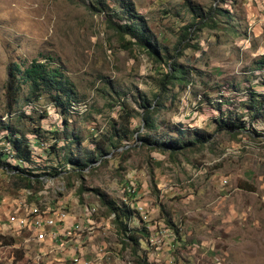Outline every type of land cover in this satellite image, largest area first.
I'll use <instances>...</instances> for the list:
<instances>
[{
  "label": "rangeland",
  "instance_id": "374dc122",
  "mask_svg": "<svg viewBox=\"0 0 264 264\" xmlns=\"http://www.w3.org/2000/svg\"><path fill=\"white\" fill-rule=\"evenodd\" d=\"M126 2L142 17L156 54L129 36L123 39L112 18L92 9V0H0V150L7 144L2 124L25 115L22 130L44 132V146H34L32 173L60 169L64 160L50 152V133L61 131L66 118L80 138L73 140V153L94 151L99 160L82 175L46 177L33 192L18 189L15 176L0 172V264H72L77 251L92 264L99 255H106L107 264H139L144 251L148 264H264V126L248 123L230 133L218 123L221 113L249 121L244 106L251 93L264 95V0ZM200 13L208 18H196ZM166 61L189 67L194 84L163 85ZM36 62L59 67L68 80V116L46 98L30 103V85L23 80L9 94L10 71ZM124 102L139 113L144 105L163 103L160 121L166 119L169 130L157 124L158 135L149 133L153 141L178 138L181 125L184 141L196 144L176 152L144 144L138 137L148 131L140 132L138 116L124 118ZM122 125L134 133L121 145L131 146L96 158V142L105 143ZM198 134L207 135L205 142H196ZM107 202L141 207L152 233L169 228L172 238L160 249L142 243L134 253ZM33 207L65 211L66 226L79 225L80 232L65 241V249L47 250L30 230L6 220ZM141 225L139 219L131 223Z\"/></svg>",
  "mask_w": 264,
  "mask_h": 264
},
{
  "label": "trees",
  "instance_id": "16d2710c",
  "mask_svg": "<svg viewBox=\"0 0 264 264\" xmlns=\"http://www.w3.org/2000/svg\"><path fill=\"white\" fill-rule=\"evenodd\" d=\"M127 0H92V9L99 14H105L107 17L112 18L111 24L116 32L125 39L129 36L136 40L137 45H139L144 51L148 52L150 55L152 53L156 54L158 47H154L152 38L147 35L142 17L136 15L133 6L130 5ZM197 15V16H196ZM211 16V15H209ZM195 17L201 20H206L208 14L203 13L195 14ZM116 18L118 23L114 22ZM127 24L124 25V21ZM122 21V22H121ZM130 44V42H127ZM167 69L163 74V85H174L179 84L183 88L194 84V79L192 77V70L189 67L181 65H173L166 61ZM12 69L9 73V83L8 91L11 94V90L19 87L20 80H23L25 84L30 85L29 90V102L36 103L42 98H46L54 106L56 112L61 116H68L70 114V107L73 103L72 99V89L68 80L64 77L59 67H53L46 63H33L30 67L22 71L18 66ZM264 69V64L261 66ZM21 74L20 78L18 74ZM14 81H13V80ZM252 97L250 102L245 104V109L249 116V121L244 120V116L241 117L224 116L225 113H221L219 120L220 130L229 131L230 133L242 132V129L246 128V124H262L264 126V95H258L251 93ZM14 95V94H13ZM124 118L128 121L135 116H138L141 122V130H147L148 134L138 137L146 145H160L161 147L178 151L188 145H195L196 143L190 141H184L187 132L183 130L181 125L173 126L176 127L178 133V138L171 137V140L166 143H159L158 141H153V137L149 134L150 132L158 135L159 125H166L169 130V123L166 119L160 121L162 113L163 103L157 102L155 107L152 109V105H144V112L139 113L135 110H131L130 107L124 102ZM25 115L19 116V122L14 124L7 122L2 124V129L6 132L3 135V142L7 144L0 150V172L6 175H13L17 178L15 186L20 190L32 191L35 190L36 184H42L45 182L46 177H58L63 173H74L77 175H82L86 171L90 164L93 162H99L96 159L94 161V151H91L86 156H81L79 154L75 155L73 152V145L77 144L73 140L80 142V138L77 137L73 131H70V125L68 119L65 118L67 122L61 131H52L50 134L54 137V145L50 146V152L62 156L64 160V167L50 168V172L44 171V173L34 174L32 173L34 163V146L43 147L44 146V132L38 127H32L29 129V133L22 130L20 125L27 127L24 121H21ZM1 123L3 121H0ZM129 126H121L119 129H114V132L106 137V142H96V158L104 157L109 155L112 149L128 148L131 145H121L122 140L129 141L130 135H132ZM264 133V132H263ZM168 135V132L165 133ZM164 134V135H165ZM28 135L34 136L33 141H30ZM161 135V136H164ZM207 135H199L196 138V142H205V137ZM61 143L63 145L61 146ZM101 158V159H102ZM13 161L14 163H11ZM103 162V160L101 161ZM13 164V165H10ZM38 168V167H37ZM42 168V167H41ZM67 169H69L67 171ZM42 170V169H37ZM45 170V169H43ZM131 192H128L130 197L133 196V188L130 187ZM110 207L109 210L114 216L115 224L119 227V234L127 241L131 242V247L134 253H138L141 249V244L146 243L150 245V238L152 236V230L145 224V214L140 211L141 207H136L133 209L131 205L125 204L123 207L117 206L113 202H107ZM139 208V210H138ZM58 211H52L56 213ZM135 219H139L142 224L140 227H132L131 223ZM170 224V222H168ZM169 229V228H167ZM148 251H144L139 264H148Z\"/></svg>",
  "mask_w": 264,
  "mask_h": 264
},
{
  "label": "built area",
  "instance_id": "2783aa9c",
  "mask_svg": "<svg viewBox=\"0 0 264 264\" xmlns=\"http://www.w3.org/2000/svg\"><path fill=\"white\" fill-rule=\"evenodd\" d=\"M2 205L0 203V210ZM142 211V208H140ZM65 211H58L56 213H49L47 211H42L39 207H33L31 209H27L23 216H17L16 213L10 217L9 223L13 227H17L19 229H28L30 231L37 232V238L39 240H46L47 238H51L55 242L58 243L59 249L66 248V242L74 237L76 233H79V225L75 227H67L65 222L67 218V214L64 213ZM92 224V222H90ZM62 227L60 231H54L55 228ZM171 229H165L161 232L152 233L150 238V244L160 249L163 247V242H166L165 239H171L173 234L171 233ZM63 232V233H62ZM72 264H92L86 262L82 259L77 251ZM95 264H106L103 262L101 258L98 260V263Z\"/></svg>",
  "mask_w": 264,
  "mask_h": 264
},
{
  "label": "crops",
  "instance_id": "0c3cea01",
  "mask_svg": "<svg viewBox=\"0 0 264 264\" xmlns=\"http://www.w3.org/2000/svg\"><path fill=\"white\" fill-rule=\"evenodd\" d=\"M3 210V209H2ZM11 216V215H10ZM10 216H7L8 217V219H7V217H6V220H8L9 221V219H10ZM5 218V217H4ZM3 218V219H4ZM75 225V224H74ZM73 226V224L71 225V226H69V228L70 227H72ZM19 229V228H18ZM20 230V229H19ZM32 232V234H33V237L35 238V239H37V241L39 242V243H45L47 246L45 247L47 250H51V247H52V249L53 248H58L59 249V246H58V243L57 242H54L52 239H50V238H47V239H49V240H47V241H45V240H39L38 238H37V235H38V233L37 232H34V231H31ZM61 232V231H60ZM45 241V242H44ZM56 246V247H55ZM100 257L99 258H97L96 259V262L95 263H98V260H100L101 258L103 259V262L104 263H106L105 262V258H106V255H104V256H101V255H99ZM60 261L61 260H63V259H59ZM91 261V260H90ZM107 264V263H106Z\"/></svg>",
  "mask_w": 264,
  "mask_h": 264
},
{
  "label": "bare ground",
  "instance_id": "6f19581e",
  "mask_svg": "<svg viewBox=\"0 0 264 264\" xmlns=\"http://www.w3.org/2000/svg\"><path fill=\"white\" fill-rule=\"evenodd\" d=\"M1 202V201H0ZM43 211V210H42ZM60 211V210H59ZM76 226V224L75 225H73L72 227H75ZM20 230H22V229H20Z\"/></svg>",
  "mask_w": 264,
  "mask_h": 264
}]
</instances>
